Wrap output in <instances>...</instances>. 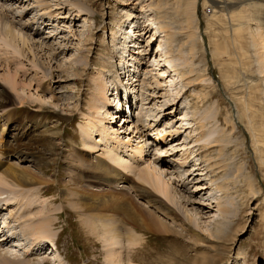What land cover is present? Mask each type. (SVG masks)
<instances>
[{"label": "rangeland", "instance_id": "obj_1", "mask_svg": "<svg viewBox=\"0 0 264 264\" xmlns=\"http://www.w3.org/2000/svg\"><path fill=\"white\" fill-rule=\"evenodd\" d=\"M47 1V10L39 7L37 0H22L18 5L8 4L9 10L3 11L8 16L15 14V22L20 20L28 24L27 33L39 45L37 49L45 71L54 75H51V81L47 75L49 83L41 80V70L32 68L27 60H22L25 68L18 67L7 54L8 50L0 49V98L7 102L6 108H0V125L5 127V134H0L4 154L2 169L11 165L28 167V171H35L47 182V193L39 198L37 189L23 192L22 189L0 186L2 194L10 190V196L16 193L19 198H28H23V203L8 199L7 206L12 205L0 211V230L8 225L12 229L8 233L3 230L5 234H19L8 243L2 241L5 245L0 243V254L7 252L27 264H35L37 259L44 260L40 264H107L108 253L117 257L119 252L121 264H130L128 255L133 258L131 264H264V75L258 72V58L247 31H256L257 27L264 31V6H261L264 0H245L243 4L228 0L235 5L232 11L237 17L233 21L227 16L228 12H222L225 0L75 1L91 13L71 6L70 2L74 0ZM65 1L70 4H64ZM193 5L196 6V24L191 20ZM243 7L249 15L243 26L249 28L237 22ZM158 22H165L176 33L172 58L179 57L178 48L184 47L183 53L192 61L193 74L188 75L187 69L180 67H177L178 72H171L165 57H160L156 48L160 42L158 37L165 33L159 30ZM191 24V31L197 32L193 54L191 45L187 44ZM239 28L243 30L238 37L233 31ZM154 34L157 41L148 44L146 40ZM232 36L238 37L239 41H232ZM121 41L123 45L119 44ZM122 46L124 50L115 53L114 47L117 50ZM139 52L142 54L138 55ZM123 54H126V60L131 59L128 75H132L131 79L135 75L136 81L132 88L128 77L121 74L124 86L120 89L130 101V118H126L123 107L121 110V105H117L116 92L121 90H113L111 81L112 72L122 62ZM80 60L84 61L81 65L77 63ZM86 60L89 65L85 67ZM74 65L78 66L75 73ZM102 67L101 78L104 77L102 79L109 88L106 94L110 102L115 101L112 108H106L109 116L104 120L107 131L114 133L109 145L114 146V139H120L122 156L136 154L141 166L155 167L159 171L157 174L163 181H168L175 192L184 213L196 222V225L186 222L183 214L163 194L157 193L159 198L151 194L149 199L137 197L133 188L138 186L133 180H129L128 185L110 181L111 187H91L92 192H116L115 189L129 192L139 203L136 205L144 206L178 232L162 234L138 229L137 235L143 243L132 252L123 246L107 247L97 236L100 232L94 230L87 217L79 212L78 196L90 190L86 187L87 176L78 171L72 175L76 166L70 165L78 158L93 160L95 154H101L86 155L81 151L84 146L80 128L94 116L89 109L96 92L93 78ZM16 69L20 70L17 76L20 86L14 90L6 77ZM196 76L207 82L190 84L188 79H196ZM38 80L42 82L36 92ZM157 80L162 89H156ZM23 87L24 93L20 91ZM29 90L34 97L28 96ZM52 94L57 100H52ZM21 99H25L23 106L19 104ZM212 109L218 114L217 118L208 120L205 133H202L196 125L199 115ZM215 127L223 133L214 135L208 142L197 143L200 136H206ZM166 129L178 134L167 136L169 144L160 145L159 135ZM42 136L44 140L37 145ZM100 139L96 137V140ZM141 147L142 155L137 153ZM5 152L9 155L7 158ZM29 197L35 204L30 209L25 204ZM148 201H152L151 204ZM218 201L225 202L230 208L228 220L223 221L217 216ZM44 206L45 217L51 219L48 227L52 238L46 239L45 249L41 250L35 247L28 225L40 219L37 213ZM161 206L163 208H159ZM206 207L210 209L205 210ZM175 220H179V225ZM115 221L119 218L115 217ZM188 230L196 231L197 235ZM123 233L124 236L125 231ZM32 243L34 249L26 255Z\"/></svg>", "mask_w": 264, "mask_h": 264}, {"label": "bare ground", "instance_id": "obj_2", "mask_svg": "<svg viewBox=\"0 0 264 264\" xmlns=\"http://www.w3.org/2000/svg\"><path fill=\"white\" fill-rule=\"evenodd\" d=\"M75 1L76 0H74V2H70L71 6H73L76 9H80L82 11L85 10L88 12L87 9H85L82 5L78 4ZM233 1L234 2L235 1L241 2L240 4H243L244 3L243 1H245V0H233ZM20 2H22V0H0V37H1V41H2V42L0 41L2 43L0 45V49L1 48L3 50L7 49L8 50L7 54H9L11 56V59L17 63L18 67H20L22 69L25 68L22 60H27L31 64L32 68H35L37 70H41L40 72L43 73L42 74L43 76L40 77L41 80H45L46 82H48L46 80V78H48L47 75H49L50 77L48 78V80L50 79V81H51V80H53V76H51V75H54V74L50 73V72H49V74H47V71H45L44 63L42 61V57L40 56V52L38 51L39 49H37L38 43L33 41L32 39H30L31 37L27 33V27H28L27 25L28 24L23 23V22L21 23L20 20L15 22V20H14V18H16L15 14L13 15L11 12L10 13L12 15H10V16H8L7 14H4L7 12L6 9L9 10L8 8H10L9 6H7L8 4H10V5L17 4V3L19 4ZM36 3H38L39 7L43 8V10H47L49 7V3L47 0H37ZM68 3L69 2H66V1L64 2V4H68ZM231 3L232 2L225 0V2H224L225 7H224V9H222V12H224V13L228 12L227 16H229V18H231L233 21L237 16L234 15L235 13L232 11L233 9H235V5H232ZM261 6H264V5H261ZM17 7L19 8V6H16V8ZM195 7L196 6H194L192 8V15H191L192 16L191 20H193L194 24H196V22H195V18H196L195 14L196 13L194 11L196 9ZM252 9H253V7H252ZM255 10H257V9H255ZM3 11H4V13H3ZM246 11H247V9L245 7H243V9H241L239 11L240 14L238 15L237 22L240 23V26H243L245 21L247 22V19H248L247 17L249 15H247ZM88 13H91V11L89 10ZM252 15H253V13H252ZM18 16H21V15H18ZM127 18H130V15H128ZM252 19H254V18H252ZM257 21H258V19H257ZM260 21L261 20H259V22ZM167 26L168 25L165 22L161 23V24H160V22H158V28H159V30L162 31V34L165 33V36L158 37L160 42L158 44V47H156L157 52L160 54V57H165L164 61L167 64L168 68H170L169 70L171 72H172V70L174 72H178L179 69L177 67H180V68H183L184 70L186 68L187 69L186 71H188L187 72L188 75L193 74L195 72V70L192 67L193 66L191 63L192 61L190 62L189 61L190 59H188V56L183 53L184 47L180 46L178 48L179 57L172 58V45L175 42L174 38L176 37V33L171 28H168ZM189 26H190V29H189ZM189 26H188V33H187V38H189V41L187 44L191 45V54H193V53H195L194 51H195V48L197 45L196 44L197 32L191 31V30H193L191 27L192 24ZM244 26H246V25H244ZM261 26H262V24H261ZM247 27H244V28H247ZM143 30H146V29H143ZM242 30H243V28H241V29L239 28V29L234 30L233 32L237 33V36L239 37L242 34L241 33ZM245 30H247V29H245ZM247 31L249 32L250 36L252 37L253 46L255 48L256 55L258 58L257 59V62L259 64L258 72H259V74L264 75V31L261 27H257L256 31H251L250 29ZM238 37L232 36L230 38L232 39V41H236V40H238ZM158 38H156V34H154L152 36H149L146 41H149L148 44H151L153 40L156 39V41H157ZM123 41H125V38H123ZM29 43H31L30 47H29ZM119 44L123 45L122 41L119 42ZM148 44H147V46H148ZM241 44H242V41H241ZM147 46L145 47V49H147ZM118 47H120V46H118ZM142 48H144V47H142ZM119 50H121V51L124 50L123 46L121 48H117V50H116V47H114L115 53H116V51H119ZM1 51L2 50H0V53H1ZM189 52H190V50H189ZM140 53L142 54V52H139L137 54L139 55ZM125 55L123 54V57H121L122 62L120 63V65L116 66V71L113 70V72H112L113 75L111 76V81L114 85V89H116V90H119L121 86H124L122 83V78H121L122 73L124 74L125 77H128V83H131L132 88L135 87V82H136L135 81V75H134V78L132 77L133 79H131L132 75H128L130 73L129 69L131 66H129V61L131 59L126 60ZM119 57H120V55H119ZM83 60H80L77 63H80L79 65H81L84 62ZM119 61H120V58H119ZM49 64H51V60H49ZM88 65H89V62L86 60V62L83 64V66L86 67ZM132 67L135 68L133 65H132ZM77 68H78V66L73 67L74 73L77 70ZM119 68H120L121 72L119 71ZM240 68H241V66H240ZM102 70H103V67H102V69H98L96 76L93 78V81H94V84L96 87V92L91 99L89 109L92 112V114H94V116L92 117V119L88 123H86L85 126H82L80 128L81 141H82V145L84 146V149H82L81 151L84 152L86 155H94V153H101V154H99V155L95 154L93 157V160L88 159V158H86V159L78 158L76 160V162L74 161L71 164L69 163L72 166H76L74 171H72V175L76 171L85 174V176H87V183H88V185L86 187L89 190L91 187H95V186L111 187V184H109L110 181H117L116 182L117 184H127L128 185L129 180H133L134 182H136V185L138 186L136 189H138V188L142 189V192H139L138 191L139 189L136 190L135 188H133L134 193H136L137 197H140V199H142V198L143 199H149L148 196H149V194H151V195H154L155 197L159 198L157 193L163 194L164 197L171 204H173L176 209H178L183 214V219L185 218L186 222H189L190 224L196 225V222L193 221L191 218H189L187 216L186 212L184 213V210L182 209L181 204L177 200L175 192L172 191V188L169 185L168 181H166V180L163 181L161 179V177L157 174L159 171L155 167L152 168L150 166H141V163H139L138 156L136 154H134V156L128 155V157L122 156V150H123L122 145L123 144L120 141V139H119V141H118V139H114V143L116 142V144L114 146H112V144L109 145V140L111 139L112 134H114V133H109V131H107V128L104 125V120L106 119L107 115L109 116V111H107L106 108L107 107L108 108L113 107L115 101L110 102V100L106 94V91H108L109 88L107 85H105V82L102 79L104 77L102 76V78H101ZM19 72H20V70L18 71V69H16L15 72H13V73L7 72L8 74L6 77V79H7L6 81H8L7 83H10V85H12L14 90L17 86H20L19 81H17V76L19 75ZM27 72H29V71H27ZM161 75H162V77L164 76V74H161ZM183 75H185V73H183ZM59 77L61 79H63L61 76H59ZM195 78L196 79H188L189 83L191 84L192 82H195V81H197V82L199 81L201 83L207 82V80L200 79L198 76H196ZM181 79H183V78H181ZM185 79L186 78H184V80ZM41 80L40 81L38 80V84H37L38 87L36 88V92L38 91V89L41 85L40 84L42 82ZM62 82H65V80H63ZM31 85H32L31 83L28 85L29 89L31 88ZM155 85L157 86L156 89H162V84L159 80H157L155 82ZM149 89H151V86L149 87ZM20 91H23V93H24L25 88L24 87L21 88ZM28 96L34 97L35 94L31 93V91L29 90ZM124 96H125V93H124ZM36 97L38 98V100L41 99V97H38V96H36ZM51 97H52L53 101L57 100L56 96H54L53 94ZM150 99L147 98V100H150ZM141 100H145V99H141ZM24 102H25V99H21V101L19 103L20 106H23ZM128 102L129 103H128L127 108L129 109V107L131 106L129 99H128ZM144 103H146V102H144ZM6 105H7V102L5 103L4 100H1V98H0V108L1 107L6 108ZM120 107L122 110V105ZM14 109H17V108H14ZM129 111H131V110L129 109ZM131 114H132V112H131ZM217 115L218 114H216V113L214 114V109H212L211 111H207V112L204 111L203 113H200L198 123H196V125L200 126L202 133H205L204 129L208 124V120H210V119L215 120L217 118ZM111 116L118 117V116H114V115H111ZM129 116H131V115H129ZM141 119H140V121H141ZM37 123L38 122H36V124ZM40 125H42V124L40 123ZM35 126H37V125H35ZM141 126L146 128V125L141 124ZM147 126H149V125H147ZM191 126H193V125H191ZM150 127L151 126H149L148 128H150ZM189 128H191V127H188L187 129H189ZM110 130H113V128H110ZM194 132H196V129L194 130ZM222 133H223V130H221L218 127H215V128H213V130L208 131L206 136H203V137L200 136V138H198V140H197V143H200V142L203 143L205 141L208 142V141H210L209 139L211 137H213L214 135L216 136L217 134H222ZM0 134L2 136L5 134V127L1 126V125H0ZM138 134H140V133H138ZM176 134H178L177 131L171 132V131H167V129L163 130V132H161V135H159V138H158L160 145L165 144V143L169 144L167 142V136H173ZM97 136H99V138H101L99 141L96 140ZM141 136L143 137V132L141 133ZM198 136H199V133L197 134V137ZM42 139L44 140L43 136L41 137L40 140H38L36 142V144L38 145L40 141H43ZM33 144H35V143H33ZM1 147H2V142L0 141V186L22 189L23 192L26 189L32 190V191H35L37 189V190H39V192L37 193L38 198L40 195L46 194L47 190H45V186L47 185V182L43 179L44 177H39V174L36 173L35 171H30V170L28 171L27 170L28 167L27 168H22V167L18 168V165H11L9 167L7 166L4 169H2L3 168V164H2L3 160L1 157H3L4 154H3ZM142 149L143 148L141 147L137 153L142 155ZM28 151H25V152H28ZM127 152H129V151H126V153ZM80 163H81V165H80ZM263 165H264V163H263ZM36 169L37 168L35 167V170ZM39 173L41 174L42 172L39 171ZM132 175L134 177H137V179H134V177H132ZM148 187H151L152 189H150ZM114 188H116V187H114ZM43 190H45V191L43 192ZM115 191L116 192L109 191V190L108 191L102 190L99 192H92L90 190V191H83L82 194L78 196L79 212L82 215L87 217V219L91 222V226L94 230H98L100 232V234L97 236L106 243L107 247H112L113 245L123 246V248H126V250L132 252L136 247H140L141 244L143 243V239H141L140 236L137 235L138 229H144V230L149 231L150 233H162V234L178 233L177 231H175L174 227L170 226L166 222L159 220L153 212L149 211L148 209H146L142 205L141 206L136 205L139 203H137L135 201L134 197L131 196L129 194V192H125V190L117 191L116 189H115ZM1 194H2V191L0 190V195ZM23 198H25V197L23 196L21 199H23ZM25 199H28V198H25ZM7 200H8V198L0 199V201L3 202V207L0 209V211L7 208V204H6ZM32 201L33 200L30 198V200L26 201L27 203L25 202V204L28 205L27 206L28 209L32 208V206L35 205ZM148 202H150V204H151L152 201H148ZM162 202H163V200H162ZM195 202L196 201H193L192 203H195ZM224 203L225 202L218 201L217 205H216L217 214H218L217 216L220 219L222 218L223 221L228 220V217L231 214L230 208L228 207V205H226ZM196 204H201V203L196 202ZM50 205L51 204H49V206L46 205L48 210H49ZM159 208H163V207L161 206ZM201 208L202 207H200V209ZM208 208L206 207L204 209L207 210ZM43 211H45V206L41 212L39 211L37 213L38 215L40 214V216H41L40 219L35 224L28 225V227L31 231L30 235H32V237L34 236L33 238H34L35 243L33 241L32 242L35 244L36 248L41 249V250L45 249L43 246L47 243L46 239H49L52 235L50 233L51 228L48 227V223H49V221H51V219H50V217H45ZM26 213H27V211H26ZM47 213H50V212H47ZM42 214H43V217H42ZM15 216H17V215H15ZM115 217L119 218L118 222L115 221ZM25 219H26V217L23 220H25ZM179 220H177V221H179ZM21 221L22 220L20 219V222ZM177 221L175 220V222L179 225V222H177ZM122 222L124 224L121 227ZM182 225H183V223H182ZM11 229L9 228L6 232L7 233H8V231L10 232ZM3 230H4L3 228L0 230V242L3 241L5 243H8L12 240L11 239L12 234H15V235L17 234L15 232H11L8 235V234H5V232H3ZM123 231H125L124 236H123V234H124ZM188 232H190L194 235H197L196 231L188 230ZM216 233H217V231H216ZM16 236L18 237L19 234H17ZM23 237H24V235H23ZM23 237H21V238L23 239ZM42 241H44L46 243H43ZM108 241H110V243H108ZM33 243H32V245H33ZM0 255H1L0 256V264H27L25 261H20L16 257H13L12 255L10 256V254L7 252L1 253ZM107 259H108L107 264H121V262H122L121 252H119L117 257H115V255H111L108 253ZM37 260L38 261L35 264H40V263L44 262V260L42 262H41V260L39 261V259H37ZM128 261L130 264L133 263L132 256L128 255Z\"/></svg>", "mask_w": 264, "mask_h": 264}]
</instances>
